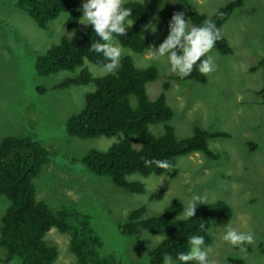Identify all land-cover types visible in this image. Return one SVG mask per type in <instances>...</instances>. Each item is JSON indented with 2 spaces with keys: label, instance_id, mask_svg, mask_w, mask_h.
Instances as JSON below:
<instances>
[{
  "label": "rangeland",
  "instance_id": "obj_1",
  "mask_svg": "<svg viewBox=\"0 0 264 264\" xmlns=\"http://www.w3.org/2000/svg\"><path fill=\"white\" fill-rule=\"evenodd\" d=\"M130 1L145 9L142 27L148 44L140 54L121 46V57L130 58L138 70L155 69L156 78L146 84V94L151 101L163 94L173 112L169 122L149 125L148 132L160 136L164 125H168L179 140L190 137L194 128L225 133L227 137L207 142V149L216 158L194 153L176 158L166 177L164 173L127 176V182L143 185L142 194L126 193L109 178L89 172L81 162L88 151L106 152L125 137L68 136L67 120L82 110L85 96L94 85H58L75 78L83 69L93 78L111 74L87 61L74 72L38 75L35 70L37 57L63 36L71 39L86 31L88 26L80 21L81 4L86 0H77L80 18L71 34L65 32L66 13L49 22L47 30H41L17 8V0H0V143L5 137L28 136L49 152L48 162L33 180L36 200L53 211L63 208L73 212L68 220L71 223L86 219L88 228L101 242L100 253L112 256L119 264H148L155 244L151 236L164 235L162 229L141 228L131 236L121 235L119 227L131 212L143 207L141 220L152 218L175 199L183 208L193 193L204 195L206 204L223 201L232 212L226 225L213 224L209 229L211 241L205 246L210 249V264H235L236 260L264 264V0H244L224 23L222 33L231 54L221 55L212 49L215 71L205 75L204 83L175 80L166 60L152 61L149 48L154 50L166 38L173 13L194 12L210 18L233 0H124ZM150 22L155 31L147 27ZM127 139L134 150L140 148L135 136ZM157 192H162L161 198L150 200ZM8 205V200L0 196V219ZM229 225L253 233V243L245 245V252L221 239ZM70 239L71 232L59 233L54 228L45 234V242L57 253L52 264H76L69 251ZM4 257L5 251L0 248V264H19L17 258L4 263Z\"/></svg>",
  "mask_w": 264,
  "mask_h": 264
},
{
  "label": "trees",
  "instance_id": "obj_2",
  "mask_svg": "<svg viewBox=\"0 0 264 264\" xmlns=\"http://www.w3.org/2000/svg\"><path fill=\"white\" fill-rule=\"evenodd\" d=\"M243 2L244 0H233L220 7L216 13L222 15L215 13L207 18L191 12L185 17L190 25L198 26L205 19L214 22L221 30L220 39L216 41L214 48L221 55H229L231 49L223 36L222 27ZM16 6L41 30H47L49 22L61 13H66L68 18L65 32L71 34L80 18L77 0H17ZM123 6L130 9L129 19L133 23L125 29L124 36L115 39L123 48L140 54L148 44L142 27L146 17L145 9L134 1L124 2ZM93 42L102 41H99L90 26L71 39L63 36L58 44L37 57V74L74 72L84 61L101 67L106 61L101 54L89 50ZM155 78L154 68L138 70L130 58L120 57L118 69L114 74L93 78L83 69L75 78L66 79L58 85L59 88L90 83L94 85V90L85 96L82 110L67 120L66 133L78 139L111 138L123 134L125 138L113 144L106 152L90 150L81 158V162L90 173L109 178L116 187L126 193L144 192L141 183L127 182V176H160L165 172L154 165L145 167L144 160L166 159L173 168L176 158L194 153H203L206 157L215 159L216 156L207 149L208 140L227 137V134L222 132L194 128L190 137L179 140L168 125H164V132L160 136L151 135L147 130L149 125L167 123L173 116L163 94L154 101L149 100L146 94V84ZM174 79L204 83L205 75L200 74L194 65L189 76H176ZM163 88L166 89L167 84H164ZM131 136L138 139V150L131 147L127 139ZM48 159L49 152L28 136L5 137L0 143V196L9 202L0 219V248L5 251L3 262L9 263L13 258H17L19 264H52L57 255L56 249L45 242L44 236L54 228L59 233L71 232L69 251L74 255L76 264H119L112 256L100 253L101 242L88 228L86 219L80 222L75 218L76 221L71 223L68 220L73 212L63 208L53 211L43 201L36 200L33 180ZM161 196L162 192L154 193L150 200H158ZM182 209L181 202L175 199L160 215L141 220L144 208H138L131 212L124 225L119 227V233L131 236L136 228L162 229L166 237L153 248L148 262L161 264L162 253L171 255L175 261L176 253L187 252L190 235L203 236L205 245L209 244L211 225H226L232 215L230 207L223 201L198 205L192 219L178 221L175 216L180 214ZM202 224L203 228L200 227ZM234 263L242 264L237 260Z\"/></svg>",
  "mask_w": 264,
  "mask_h": 264
},
{
  "label": "clouds",
  "instance_id": "obj_3",
  "mask_svg": "<svg viewBox=\"0 0 264 264\" xmlns=\"http://www.w3.org/2000/svg\"><path fill=\"white\" fill-rule=\"evenodd\" d=\"M124 0H86L82 2L81 24L90 26L99 41L93 42L90 51L102 55L105 63L102 64V71L106 74H114L119 66L122 48L116 37L124 36L125 29L133 22L129 19L130 9L123 6ZM222 15V13H216ZM155 19V17H154ZM155 31V25L151 22L147 25ZM168 34L154 50L149 48L153 62L166 60L168 72L179 78L187 77L196 70L202 75H208L215 71L213 57L210 54L214 45L221 36V30L211 20L205 19L200 25H190L185 18L184 12H175L171 15L168 23ZM154 165L158 169L165 170L172 168L168 160H144V166ZM166 177V176H165ZM163 180V179H162ZM161 180V181H162ZM198 204H206V198L202 194L193 193L184 202L180 214L175 216L178 221L190 220L194 217ZM201 228L204 225H200ZM150 236V235H149ZM155 238L158 246L164 235L151 236ZM221 239L229 245L237 247L240 252H245V245L253 243V233L237 231L235 228L226 226ZM152 242L150 241V244ZM189 250L178 252L173 257L162 253L163 264H210L209 251L205 246L203 236L190 235L188 237ZM203 246V250L201 247ZM151 251V248H148Z\"/></svg>",
  "mask_w": 264,
  "mask_h": 264
}]
</instances>
